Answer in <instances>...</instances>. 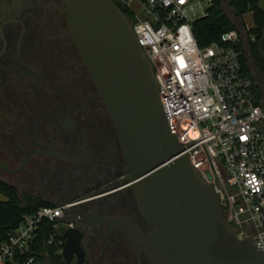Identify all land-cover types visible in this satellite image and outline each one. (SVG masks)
Returning <instances> with one entry per match:
<instances>
[{
  "label": "flooded vegetation",
  "instance_id": "flooded-vegetation-1",
  "mask_svg": "<svg viewBox=\"0 0 264 264\" xmlns=\"http://www.w3.org/2000/svg\"><path fill=\"white\" fill-rule=\"evenodd\" d=\"M0 183L49 206L77 202L60 227L78 231L82 264H150L120 226L153 232L61 0H0Z\"/></svg>",
  "mask_w": 264,
  "mask_h": 264
},
{
  "label": "built area",
  "instance_id": "built-area-1",
  "mask_svg": "<svg viewBox=\"0 0 264 264\" xmlns=\"http://www.w3.org/2000/svg\"><path fill=\"white\" fill-rule=\"evenodd\" d=\"M115 1L131 17L181 155L212 189L224 225L264 250V92L259 95L242 72L239 58L247 30L240 31L241 20L232 17L231 0L221 3L235 28L204 49L192 24L205 16L213 0ZM76 204L44 206L24 216L0 240V264H47L41 245L62 256L64 231L58 228L64 209Z\"/></svg>",
  "mask_w": 264,
  "mask_h": 264
},
{
  "label": "water",
  "instance_id": "water-1",
  "mask_svg": "<svg viewBox=\"0 0 264 264\" xmlns=\"http://www.w3.org/2000/svg\"><path fill=\"white\" fill-rule=\"evenodd\" d=\"M61 5L83 66L116 129L139 215L153 229L141 235L122 222L128 243L150 264H264V250L224 225L212 189L181 155L152 66L121 10L112 0H61ZM245 60L252 64L256 86L264 85L250 56ZM107 223L118 226L119 220ZM62 238L63 261L70 264L75 257L82 264L78 231L65 229Z\"/></svg>",
  "mask_w": 264,
  "mask_h": 264
},
{
  "label": "trees",
  "instance_id": "trees-1",
  "mask_svg": "<svg viewBox=\"0 0 264 264\" xmlns=\"http://www.w3.org/2000/svg\"><path fill=\"white\" fill-rule=\"evenodd\" d=\"M112 1L116 4L115 0ZM259 1L231 0L229 8L233 18L239 21L243 15L252 14L254 26L252 30L246 32L247 43L250 46V55L256 69L264 74V9L259 7ZM116 5L131 23L129 13L118 4ZM235 26L229 18L228 11L222 7L221 0H213L205 16L192 24V32L199 48L204 49L212 43L219 42L220 37L234 29ZM250 36L253 37L252 40ZM239 61L244 76L252 79L244 58V52L240 55ZM256 90L261 95L259 90ZM0 194L5 197V201L0 202V240H5L24 216L31 215L40 207L49 206L27 196H18L15 188L2 183H0ZM47 228H50V226H47ZM39 252L48 254V264H64L62 256H56L52 247L41 245V247L39 246Z\"/></svg>",
  "mask_w": 264,
  "mask_h": 264
},
{
  "label": "rangeland",
  "instance_id": "rangeland-1",
  "mask_svg": "<svg viewBox=\"0 0 264 264\" xmlns=\"http://www.w3.org/2000/svg\"><path fill=\"white\" fill-rule=\"evenodd\" d=\"M259 7L261 9H264V0H260L259 1ZM241 22L244 26V28L249 31V30H252L253 29V17H252V14L251 13H247L245 15L242 16L241 18ZM247 42V41H246ZM249 44L247 43V45H245V49H244V58H245V55L247 56H250L251 60H252V57L250 55V48H249ZM246 61V60H245ZM253 61V60H252ZM247 62V61H246ZM247 66L249 68V72L251 74V68H252V64L250 62H247ZM256 68V67H255ZM257 70V69H256ZM258 71V70H257ZM261 73V72H260ZM252 78H254L252 75H251ZM5 200V197L3 195L0 194V202L1 201H4ZM64 231V227L61 226L58 228V232L59 233H62ZM48 264V263H47Z\"/></svg>",
  "mask_w": 264,
  "mask_h": 264
},
{
  "label": "crops",
  "instance_id": "crops-1",
  "mask_svg": "<svg viewBox=\"0 0 264 264\" xmlns=\"http://www.w3.org/2000/svg\"><path fill=\"white\" fill-rule=\"evenodd\" d=\"M253 26H254V25H253ZM244 47H245V45L243 46V51H244ZM258 73H259V79H260V81L264 82V74H262V73H260V72H258ZM252 80H253V78H252ZM253 81H254V80H253ZM254 83H255V87L259 89V92L264 90V85H263V83H260V82H259L258 87L256 86V82H255V81H254ZM260 93H261V92H260ZM4 201H5V200H4Z\"/></svg>",
  "mask_w": 264,
  "mask_h": 264
}]
</instances>
